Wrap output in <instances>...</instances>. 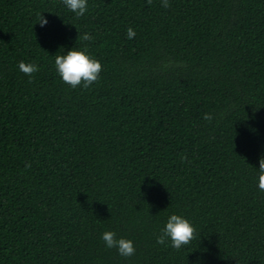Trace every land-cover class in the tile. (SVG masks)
<instances>
[{"label": "trees", "instance_id": "trees-1", "mask_svg": "<svg viewBox=\"0 0 264 264\" xmlns=\"http://www.w3.org/2000/svg\"><path fill=\"white\" fill-rule=\"evenodd\" d=\"M169 4L0 0V264H264V0ZM73 48L102 65L89 89L56 72ZM173 214L179 250L156 243Z\"/></svg>", "mask_w": 264, "mask_h": 264}, {"label": "clouds", "instance_id": "clouds-1", "mask_svg": "<svg viewBox=\"0 0 264 264\" xmlns=\"http://www.w3.org/2000/svg\"><path fill=\"white\" fill-rule=\"evenodd\" d=\"M162 7H170L169 0H161ZM65 7L75 13L77 19L82 17L88 8V0H62ZM148 4L152 3V0H147ZM38 23L41 27L45 26L48 21L40 14L38 17ZM135 30L131 27L127 29V38H135ZM83 41L91 42L93 37L88 33H84L81 37ZM18 69L23 74L27 75L29 83L32 82L31 77L34 73L39 71L36 64L19 62ZM55 69L60 79L69 85L72 89L82 87L83 89H89L93 84L97 83L100 78V73L103 70L101 63L88 54L87 48L84 50L70 49L66 54L55 56ZM214 117L210 113H205L203 119L211 122ZM187 160L186 156L181 157V161ZM31 164L26 163L25 168H30ZM257 186L260 191L264 192V157L259 158V169L257 177ZM196 238V230L192 224L184 217L180 215H170L167 219L165 226L161 229L160 234L156 238V243L165 245L170 241V245L173 249L179 250L183 246L191 243ZM101 239L107 248H115L118 254L122 257H131L135 254V247L131 240L125 238H116V234L113 231H105L102 233Z\"/></svg>", "mask_w": 264, "mask_h": 264}]
</instances>
